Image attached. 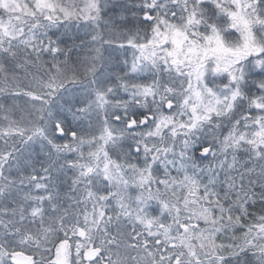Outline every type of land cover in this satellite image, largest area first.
<instances>
[{
  "label": "snow or ice",
  "instance_id": "obj_1",
  "mask_svg": "<svg viewBox=\"0 0 264 264\" xmlns=\"http://www.w3.org/2000/svg\"><path fill=\"white\" fill-rule=\"evenodd\" d=\"M0 264H264V0H0Z\"/></svg>",
  "mask_w": 264,
  "mask_h": 264
}]
</instances>
